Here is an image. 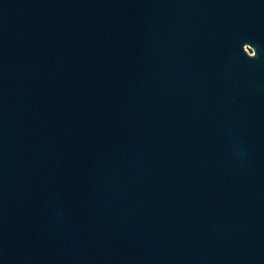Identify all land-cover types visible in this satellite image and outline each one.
Segmentation results:
<instances>
[{
	"label": "water",
	"instance_id": "obj_1",
	"mask_svg": "<svg viewBox=\"0 0 264 264\" xmlns=\"http://www.w3.org/2000/svg\"><path fill=\"white\" fill-rule=\"evenodd\" d=\"M0 264H264V0H0Z\"/></svg>",
	"mask_w": 264,
	"mask_h": 264
},
{
	"label": "flooded vegetation",
	"instance_id": "obj_2",
	"mask_svg": "<svg viewBox=\"0 0 264 264\" xmlns=\"http://www.w3.org/2000/svg\"><path fill=\"white\" fill-rule=\"evenodd\" d=\"M245 50L249 53V54H253V52L250 50V49H248L247 47H245Z\"/></svg>",
	"mask_w": 264,
	"mask_h": 264
}]
</instances>
